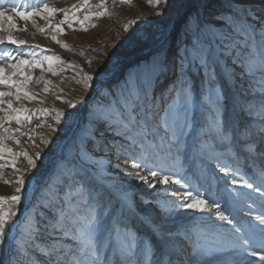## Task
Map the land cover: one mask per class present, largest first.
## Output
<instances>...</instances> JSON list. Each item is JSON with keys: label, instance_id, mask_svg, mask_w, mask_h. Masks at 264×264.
Masks as SVG:
<instances>
[{"label": "snow or ice", "instance_id": "snow-or-ice-1", "mask_svg": "<svg viewBox=\"0 0 264 264\" xmlns=\"http://www.w3.org/2000/svg\"><path fill=\"white\" fill-rule=\"evenodd\" d=\"M150 3L153 7H159L163 3L164 8L157 12V16L160 17L156 21L157 31L148 37L155 47L151 59L143 68L142 75L126 80L119 98H116L115 92L105 88L104 83L100 82L97 93L99 102L89 109L88 119L83 127L79 123L76 124L79 136L73 151L62 157L58 165L59 175L46 186L42 195L37 198L35 211L25 217L20 225H17L13 218L17 216L16 209L21 204L26 180L24 173L16 167L15 156L18 154L5 148L3 141L14 139L15 134L20 132L19 128L13 131L5 127V124L13 121L17 124L30 121L33 110L13 108L11 101H8L6 109L0 107V112L5 113L4 116H0V129L8 133L7 137L0 136V153H10L13 156L12 170L20 173L15 180L14 194L0 196V264H32L29 255L32 248L43 253L46 264H69V261L70 264H151L152 243L139 239L124 223L125 213L131 216L137 210L138 205L134 198L128 195L126 189L112 186L106 190L102 182L96 183V176L84 170L86 163L91 160V154L97 148V140L103 139L101 129L122 137L121 145L117 147L113 144L111 147L118 158H124L126 163L131 162V168L136 170L133 178L142 180L151 188L159 184L178 185L180 189H188L190 187L188 181L178 177L176 166L183 168L191 159L187 173H192L197 157L203 159L210 154L234 155L238 135L241 147L248 154L245 159L254 156L264 157V103L258 108L254 105L247 108L250 114L261 117L258 127H244L239 131L229 122L224 105L225 86L234 84L239 79L252 78L253 86L264 90V0H260V8L245 4L243 0H150ZM82 8L88 10L84 20H89L93 16L108 15L103 0L98 5H90L88 0H82L81 3L72 5L71 9L49 7L47 3L41 7H31L30 10H25L22 5L12 4L10 8L0 5V21L8 22V35L6 38L0 35V44L4 43L5 39L8 43L16 45L27 43L25 40L14 39L11 34L12 29L27 30L18 28L13 22L16 18L23 21L36 16L48 19L52 14L61 12L64 19L60 24L67 22L71 28V20L78 19L75 13ZM93 8L98 10L93 11ZM133 23L135 21L125 24L124 30L127 31L129 24ZM33 24L35 25L34 19ZM60 24L50 25V28H55L58 33L63 32ZM81 30L87 31L86 28ZM3 31L5 29L0 24V32ZM39 31L43 33L44 29L40 28ZM52 40L61 48L70 50L69 46L58 40L56 35H52ZM0 55L15 60V63L8 65L9 68L19 70L23 66H35L43 71L42 61L14 58L12 53L7 51ZM45 60L48 72L53 75L57 74L52 67L53 64L71 63L59 56H48ZM237 68L240 69L239 73L236 71ZM81 73L85 90L93 89L95 87L93 81L98 80V74L94 77L82 69ZM21 75L24 73L20 71L13 73L17 78ZM196 76L201 78L200 100L207 108L210 118L201 127L196 141L189 144L190 119L194 118L193 109L196 103L194 99ZM29 79V76L24 75V80L16 83L12 76L5 74V67L0 66V84L8 85L9 89H16L15 92L0 91V97L15 96L17 100H38V94L24 90V85ZM36 82H43L42 90L45 93L49 91L50 81L44 80L43 75ZM109 97L113 99L109 100ZM63 102L70 104V101ZM2 103L3 101H0V104ZM70 106L75 108V105ZM35 111L46 114L48 109ZM21 113L29 115L22 117ZM62 118L69 127L72 126V113L56 111L54 120L57 125L61 123ZM37 127L41 125L38 124ZM48 127L53 132L57 131L51 125ZM42 142L49 143L48 140ZM16 143L19 144L20 141L16 140ZM19 155L27 160L28 168L38 167L36 160L41 159L39 152L35 154V158L26 151ZM167 161H170L171 165L166 163ZM218 167L227 176L230 169L219 163ZM141 169L145 170L146 175L141 174ZM192 174L195 176V173ZM257 179H261V184H264V160L261 162V171ZM231 183L236 184L237 181L233 179ZM242 185L254 192H261L260 186L248 180H244ZM210 189L211 185L209 195H212ZM163 190L167 192L168 188L165 187ZM170 195L178 197V200L159 203L153 209L157 217L169 215L176 209L213 213L219 220L232 225L234 232L240 235L239 244L233 242L219 247L196 248L192 250L191 255L223 253L229 249L243 247L250 256L264 261V215L255 216L258 224L249 225L246 238L243 230L221 210L222 206L216 200H209L200 192L194 194L189 190L172 191ZM239 196L240 193H232L225 189V205L231 207ZM113 199L119 204L120 214L116 221L119 226L114 228L109 226L106 219L110 215L107 204H111ZM261 200L264 201V192H261ZM82 204L87 206L86 214L80 213ZM44 210L55 213L44 225V232L49 237L70 236L75 242L74 251L62 249L59 239H52L45 247L36 242V237L41 232V222L46 220ZM145 220L153 226L154 232L160 235L161 240L171 235L163 229L158 219L145 217ZM17 229L19 236L15 234ZM254 242L260 244L259 250L253 247ZM13 244L15 247H12ZM107 249H112L114 262L104 255ZM165 257L164 264H184V253L175 246L165 252ZM217 264H221V261L217 260Z\"/></svg>", "mask_w": 264, "mask_h": 264}, {"label": "rangeland", "instance_id": "rangeland-1", "mask_svg": "<svg viewBox=\"0 0 264 264\" xmlns=\"http://www.w3.org/2000/svg\"><path fill=\"white\" fill-rule=\"evenodd\" d=\"M81 2L82 0H0V5L9 8L12 4L22 5L25 10H30L31 7H41L47 3L49 7L57 9H71L72 5ZM88 2L90 5H98L101 0H88ZM103 3L107 8L108 15L93 16L89 20H84L88 10L82 8L75 13L78 19L71 20V28L68 27L67 22L60 24V21L64 19L61 12L52 14L48 19L41 16H36L28 21L16 18L17 22H21V27L27 30L21 32L19 36H15V39L21 37V40L27 42L28 47L39 49L36 54L42 60L48 56H59L64 61L71 62L53 66L56 75L48 72V68H45L43 75L45 73L52 74L56 78V81L52 83L56 87L61 86V91L49 101L39 98L44 86L43 82H36L40 77L31 76L32 74L27 73L24 68L20 72L30 77L24 87L26 91L38 94V101L17 100L15 96H10L14 100H11L13 108L33 110L30 121H25L22 124H17L15 121L5 124V127L13 131L17 128L20 129V132L15 134L14 139H4L3 141L5 148L18 154L15 156L16 167L24 173L26 180L21 204L16 209L17 216L13 218L17 225H20L25 217L35 211L34 205L37 203V198L42 195L46 186L55 181L59 175L58 165L61 163L62 157L73 151L79 136L76 124L79 123L83 127L84 122L88 119L89 109L99 102L97 93L100 89V82L104 83L105 88H110L115 92L116 98H119L124 89L125 81L142 75L146 62L151 59L155 45L148 40V37L157 31L156 21L160 19L157 12L164 8V4L161 3L159 7H153L150 0H130V2L103 0ZM243 3L250 4L255 8L261 7L260 0H243ZM96 10L98 9L93 8V11ZM129 21H135V23L129 24L128 30L125 31L124 25L128 24ZM56 24H60L63 32L58 33L55 28H50V25ZM92 25L96 26L93 27ZM40 28L44 29L43 33L39 31ZM82 28H86L87 31L81 30ZM52 35H56L58 40L66 43L70 50L61 48L52 40ZM36 45L39 47H35ZM81 69L94 77L98 74V80L93 81L95 85L93 89L85 90ZM236 71L239 73L240 69L237 68ZM77 73L80 74L77 75ZM24 75L18 78L14 76L13 79L16 83H20L24 80ZM125 75L126 80L121 82ZM200 79L199 76L194 77L196 89L194 99L196 103L193 109L194 118L190 119L189 144L196 141L201 127L210 118L207 108L200 100ZM117 82H121V85H117ZM15 91L16 89L12 88V92ZM224 91V105L229 122L235 125L238 131L244 127H258L261 117L250 114L247 108L250 105L258 108L261 103H264V90L253 86L252 78H242L234 84L226 85ZM112 99L113 97H109V100ZM65 100L70 101V104L75 105V108L64 103ZM4 107L7 108V104ZM37 109H48V112L46 114L36 112ZM56 111L72 113V126L69 127L63 118L61 123L57 125L54 120ZM21 115L23 117L29 113H21ZM38 124L41 127H37ZM48 125L56 128L57 131L53 132ZM101 132L103 139L97 140V148L91 154V160L86 163L84 170L90 175L96 176V183L102 182L106 190L112 186L126 189L128 195L134 198L138 205L137 210L131 216L125 213L124 223L139 239L152 243L151 264H164L165 252L173 246L183 251L184 264H217V260L221 261V264H264V261H259L257 257H252L245 252L243 247L229 249L223 253L191 255L192 250L196 248L219 247L233 242L239 244L240 235L234 232L233 226L219 220L213 213L176 209L169 215L157 217L156 212L153 211L161 202L171 203L178 200V197L170 195L172 191L189 190L194 194L198 191L209 200L214 199L220 203L221 210L235 221L236 226L240 227L245 237L248 238L249 225L258 224L255 216L264 215V201L261 200L264 184H261V179H257L264 157L260 159V156H254L245 159L248 154L241 147L239 135L237 136L234 155L210 154L204 156L203 159L197 157L196 166L192 169L195 176L192 173H187L191 159L184 164L183 168L177 165L175 170L178 177L187 180L190 185L188 189H180L178 185L165 186L159 184L155 188H151L142 180L133 178L136 170L131 168V162L126 163L124 158H118L117 153L111 147L113 144L117 147L121 145L123 143L122 137L117 133L107 132L103 129ZM0 136L7 137L8 133L0 129ZM16 140H19L20 143L17 144ZM43 140H48L49 143L45 144L42 142ZM25 151L33 158L37 152L40 153L41 159L36 160L38 165L36 169L28 168L27 160L19 155ZM12 159L13 156L10 153H0V196H11L15 192V180L20 173L12 170ZM166 163L171 165L170 161ZM218 163L226 165L230 169L227 176L220 171ZM140 171L142 175H146L145 170L141 169ZM254 172L256 173L255 176L253 175ZM129 173L133 175H129ZM100 176L111 177V180H104ZM233 179L237 181L236 184L231 183ZM244 180L260 186L261 192H254L243 187L242 182ZM5 181L11 183L6 184ZM209 185H211L212 195H209ZM165 187L168 188L167 192L163 190ZM225 189L232 193H240L239 198L235 199L231 207L225 205ZM105 203L107 204V201ZM86 207L83 204L80 206L81 214H86ZM107 207L110 211V215L106 218L109 226L112 228L119 226L116 223L120 215L118 212L119 204L116 199H113L111 204H107ZM44 211L46 212V220L41 222V232L37 235L36 242L41 247H45L50 244L52 239H59L62 249L74 251L75 242L70 236L49 237L44 232V225L55 215L50 210ZM145 217L158 219L163 229L171 235L165 236L164 240H161L160 235L154 232L153 226L146 222ZM15 234L19 236V229L16 230ZM12 247L15 245L13 244ZM253 247L259 250L260 244L254 242ZM29 255L32 264H46L45 256L38 249L32 248ZM104 255L113 262L115 261L112 249H107ZM61 259L63 260V258Z\"/></svg>", "mask_w": 264, "mask_h": 264}, {"label": "crops", "instance_id": "crops-1", "mask_svg": "<svg viewBox=\"0 0 264 264\" xmlns=\"http://www.w3.org/2000/svg\"><path fill=\"white\" fill-rule=\"evenodd\" d=\"M13 22L18 26V28H22L21 22L20 21L17 22V19H16V22L15 21H13ZM22 23H23V21H22ZM0 24H2L3 28L5 29V31L0 32V35L4 36L6 38L8 35V22L6 20L0 21ZM21 32H23V31H17L15 29L11 30V34H12L14 39H15V36H19L21 34ZM17 39L21 40V37L17 38ZM38 50L39 49H37V48L32 49L31 47H28L27 44H24V45L11 44V43L7 42V39H5V42L0 44V53L7 51V52H11L14 58L19 57V58L28 59V60L36 59V60L42 61L43 62V71L41 70L40 67H35V66H32V67L23 66L19 70L15 69V68H9L8 65L15 63V60L9 59L8 57L2 56V55H0V66L5 67V74L8 76H12V78H14L13 73L21 71L23 68H24V70H26L27 73L32 74L31 76L35 77L37 75V77L39 78L45 72V68H48V64L44 58L42 60V58L38 54H36V52ZM55 65L56 64H53L52 67ZM45 74L43 75V79L46 81H50V84L48 85L49 91L47 93H45L42 90L44 87L43 86L41 89V92L39 94V98L41 100L49 101V99H52V97L57 96V94L61 91V86L56 87L52 83V82L56 81V78L53 77L52 74H47V73H45ZM9 90L12 91V88L9 89L8 85L0 84V91H9ZM14 90H15V88H14ZM24 90H26L25 87H24ZM11 100L14 101L13 99H11L10 96L0 97V101H3V103L0 104V107L5 108L4 106L8 103V101H11ZM36 101H38V100H36ZM51 101H53V100H51ZM52 103H54V101ZM55 105L57 106V104H55ZM59 105L61 106L62 104H59ZM4 115H5L4 112H0V116H4Z\"/></svg>", "mask_w": 264, "mask_h": 264}, {"label": "bare ground", "instance_id": "bare-ground-1", "mask_svg": "<svg viewBox=\"0 0 264 264\" xmlns=\"http://www.w3.org/2000/svg\"><path fill=\"white\" fill-rule=\"evenodd\" d=\"M124 80H126V75L123 77V79H122L121 82H123ZM121 82H120V83L117 82V85L120 86V85H121ZM262 158H263V157H262ZM260 159H261V157H260ZM101 176H102V175H101ZM101 176H100V177H101ZM101 178L104 179V180H105V179L111 180V177H110V178H109V177H108V178L101 177Z\"/></svg>", "mask_w": 264, "mask_h": 264}]
</instances>
